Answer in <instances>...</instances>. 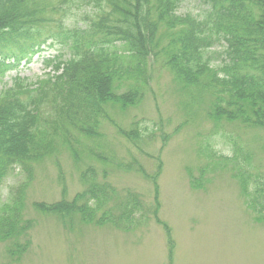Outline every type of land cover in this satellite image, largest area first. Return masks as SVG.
<instances>
[{
	"label": "rangeland",
	"instance_id": "1",
	"mask_svg": "<svg viewBox=\"0 0 264 264\" xmlns=\"http://www.w3.org/2000/svg\"><path fill=\"white\" fill-rule=\"evenodd\" d=\"M198 6V0H185L176 13L188 8L195 13ZM261 14L264 4L252 18L258 21ZM157 28L164 48L172 31L163 24ZM163 52L149 59L147 86L137 89L141 100H107L102 110L108 118L100 120L94 135L79 137L76 154L53 137L52 153L27 165L28 183L23 186L17 166L4 177L0 216L16 199L19 213L11 236L0 234V264H264V119L250 115L252 109L264 112V100L250 101L244 114L230 110L215 116L210 75L199 88L183 84L166 68ZM59 53L65 54L46 45L16 64L5 61L0 95L15 77L31 82L44 77L47 62ZM252 74L264 87V71ZM113 87L119 96L117 84ZM45 109L44 118L53 121L56 113ZM136 123L144 131L139 149L119 132ZM72 137L78 136L72 132ZM87 170L95 172L97 184L114 191L109 205L114 214L129 194L138 197L143 210L134 214L133 225L101 221L104 209L82 222L70 203L86 190ZM150 175L157 176L155 182Z\"/></svg>",
	"mask_w": 264,
	"mask_h": 264
},
{
	"label": "trees",
	"instance_id": "2",
	"mask_svg": "<svg viewBox=\"0 0 264 264\" xmlns=\"http://www.w3.org/2000/svg\"><path fill=\"white\" fill-rule=\"evenodd\" d=\"M184 1L56 0L50 4L0 0V70L9 66L5 61L16 64L46 45L68 53L48 61L50 70L44 77L34 82L15 77L2 90L0 183L13 166L20 170L23 186L28 183L31 172L27 165L52 153L53 137L76 154L79 137L94 135L100 120L108 118L102 110L107 100L118 99L123 104L141 100L138 90L147 86L149 59L157 60L163 50L166 68L181 83L199 88L201 79L210 75L215 116L229 115L230 110L244 114L250 101L264 100L261 80L252 74L264 71V14L258 21L252 18L264 0H198L195 13L188 8L177 14ZM158 24L172 31L166 49L156 34ZM127 82L139 87L120 89ZM114 84L119 96L112 92ZM46 106L57 116L51 122L44 118ZM259 109H252L250 115L263 120L264 112ZM46 124V133H41ZM134 126L119 132L139 149L144 131L137 123ZM72 132L78 137H72ZM211 156L220 158L213 152ZM82 174L87 188L70 206L83 223L88 224L104 209L101 221L116 226L134 224V214L143 210L135 194L122 199L116 215L109 206L114 191L97 184L93 170ZM149 178L155 182L157 176ZM8 205L0 216L4 239L11 236L10 226L19 213L17 199ZM21 232L22 227L17 236Z\"/></svg>",
	"mask_w": 264,
	"mask_h": 264
}]
</instances>
